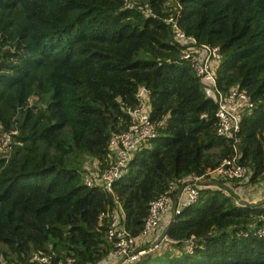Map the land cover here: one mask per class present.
Masks as SVG:
<instances>
[{
	"label": "trees",
	"instance_id": "16d2710c",
	"mask_svg": "<svg viewBox=\"0 0 264 264\" xmlns=\"http://www.w3.org/2000/svg\"><path fill=\"white\" fill-rule=\"evenodd\" d=\"M132 1L148 3L157 16L126 9L123 0H0V135H11L8 154L0 155V264L26 263L38 252L51 253L53 264L67 256L102 263L113 245L108 221L98 223L101 212L117 201L125 228L138 236L153 198L233 154L232 139L216 134V102L163 21L174 2ZM175 1L185 34L220 47L217 89L248 91L253 112L242 116L235 146L250 181L260 182L264 0ZM140 89L157 136L134 154L112 193L86 186L83 173L110 163L109 140L127 128L126 109ZM259 227L264 203L201 188L169 224L166 243L179 254L154 251L123 264H264V237L235 235Z\"/></svg>",
	"mask_w": 264,
	"mask_h": 264
},
{
	"label": "built area",
	"instance_id": "2783aa9c",
	"mask_svg": "<svg viewBox=\"0 0 264 264\" xmlns=\"http://www.w3.org/2000/svg\"><path fill=\"white\" fill-rule=\"evenodd\" d=\"M170 1L174 3L170 4L168 1L165 5L167 8L164 9V13L168 11V15L163 16V21L171 26L173 39L183 47L181 59L190 63L208 96L216 102V134L225 139H232L233 154L224 158L216 168L208 170L202 175L185 177L180 181V186L172 183L164 192L153 198L149 202L148 214L138 236H132L125 228L124 214L117 201H115L114 207L101 212L98 215V223L101 224L104 219L108 221L106 237L113 247L109 251L107 259L98 264L133 263L141 256L160 249L162 240H168L166 236L163 235V239H158L151 244L149 239L153 233L160 229L164 216H167L169 221L184 207L197 202L201 188H220L229 194V191L235 192V188L240 190L241 186L235 187V183H247L252 175V170L239 161L240 154L235 146L236 134L239 132L242 116L250 115L253 112V102L248 91L245 88L234 86L223 94L217 89L215 72L222 59L220 47L198 43L193 36L186 35L177 24L179 6L175 0ZM123 6L126 9L139 11L147 17L154 18L157 16L146 2L123 0ZM171 6L177 10L176 15L173 14ZM137 99L138 103L134 107L126 109L130 117L127 128L113 134L109 140L110 163L99 171L90 170L83 173V181L86 186L112 193V184L125 172L134 154L148 148L151 141L157 136L156 126L150 117V106L144 89L139 90ZM10 141V133L1 132L0 146L8 149ZM257 184L260 186L259 194L264 195V179ZM237 201L242 202L239 199ZM260 203H264V201ZM249 233L264 237V227L235 231V235L238 237L247 236ZM193 248V241L188 240L183 249L190 254L193 252ZM52 257L51 253L38 252L32 254L28 262L19 264H53ZM64 263L89 264L88 262H79L71 256H67Z\"/></svg>",
	"mask_w": 264,
	"mask_h": 264
},
{
	"label": "rangeland",
	"instance_id": "374dc122",
	"mask_svg": "<svg viewBox=\"0 0 264 264\" xmlns=\"http://www.w3.org/2000/svg\"><path fill=\"white\" fill-rule=\"evenodd\" d=\"M35 100L34 97H31L29 99V104L33 103ZM9 151V148H3L0 146V155H7ZM92 165L86 164L84 168H91ZM95 167V166H94ZM94 169V168H92ZM93 171H97V170H93ZM89 172V171H86ZM258 183V182H257ZM256 182H247V183H243V184H236L235 187L241 186L240 190L235 188V192L232 191V193L235 195V197H237V199L241 200L242 202L245 203H260L262 201H264V195H260L259 194V188L260 186H257ZM163 247H161V249H157V253H161V252H166V250H170L171 247L168 245V243L166 244H162ZM171 251H174L175 254H179V251L172 248Z\"/></svg>",
	"mask_w": 264,
	"mask_h": 264
},
{
	"label": "crops",
	"instance_id": "0c3cea01",
	"mask_svg": "<svg viewBox=\"0 0 264 264\" xmlns=\"http://www.w3.org/2000/svg\"><path fill=\"white\" fill-rule=\"evenodd\" d=\"M168 218H167V216H164V219H163V221H162V223H161V227H160V229L157 231V232H155V233H153L152 234V236H151V238L149 239V243L151 244V243H153V242H155L156 240H160V239H163V231H164V229H165V227H166V225L168 224ZM165 244L166 243V239H163L162 240V244ZM167 244V243H166ZM162 247H163V245H162ZM161 249V248H160Z\"/></svg>",
	"mask_w": 264,
	"mask_h": 264
},
{
	"label": "water",
	"instance_id": "95a60500",
	"mask_svg": "<svg viewBox=\"0 0 264 264\" xmlns=\"http://www.w3.org/2000/svg\"><path fill=\"white\" fill-rule=\"evenodd\" d=\"M171 220H172V218L169 220L168 224L166 225V227H165V229H164V231H163V235H164V236H166V233H167V231H168L169 224H170Z\"/></svg>",
	"mask_w": 264,
	"mask_h": 264
}]
</instances>
